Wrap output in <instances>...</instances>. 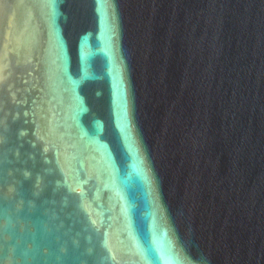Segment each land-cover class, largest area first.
<instances>
[{
    "label": "water",
    "instance_id": "obj_1",
    "mask_svg": "<svg viewBox=\"0 0 264 264\" xmlns=\"http://www.w3.org/2000/svg\"><path fill=\"white\" fill-rule=\"evenodd\" d=\"M0 264H264V0H0Z\"/></svg>",
    "mask_w": 264,
    "mask_h": 264
}]
</instances>
